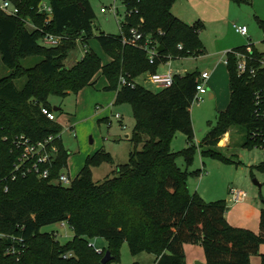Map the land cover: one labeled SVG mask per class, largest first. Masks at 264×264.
<instances>
[{
	"label": "trees",
	"instance_id": "obj_1",
	"mask_svg": "<svg viewBox=\"0 0 264 264\" xmlns=\"http://www.w3.org/2000/svg\"><path fill=\"white\" fill-rule=\"evenodd\" d=\"M8 1L18 11L9 14L0 9V62L9 70L0 78V176H8L7 190H0V264H121L119 246L123 241L132 255L143 251L153 254L154 264H186L185 243L200 244L206 264H250V257L259 254L264 243V202L258 233L234 227L225 218V200L205 202L197 193L191 194L186 185L188 172L176 163L178 156L189 163L197 149L192 142L190 107L200 72L175 75L170 87L157 91L136 82L140 75L158 71L170 56H198L203 51L199 38L203 23L197 20L189 24L176 17L171 11L176 0H121L126 13L130 12L120 21L124 35L129 28L137 27L142 33L140 43L147 40L163 47L149 63L146 49L124 43L121 32L94 33L95 13L89 0ZM44 1L51 8L48 21L47 13L38 11ZM255 18L264 33V21ZM49 34L62 36L60 43L43 44ZM91 38L110 60L102 64L99 55L86 48L78 61L66 66L69 50L77 42L86 46ZM247 47L255 58H264V52L252 43L234 50L244 52ZM32 56L40 60L24 67L21 60ZM225 59L229 101L203 139L206 147L201 150L219 157L214 148L230 130L243 132L244 147L258 146L264 138V72L254 63V75L239 74L236 55L227 52ZM98 72L107 81L104 88L116 91L114 103H131L135 124L128 140L134 147L128 161L103 181L93 180L91 167L113 158L99 149L86 156L70 185L57 184L53 180L66 167L69 153L61 144L60 126L41 108L54 112L49 96L77 93L92 85ZM21 77L25 82L17 88L14 80ZM178 130L187 136V145L172 151L170 141ZM18 135L32 141L58 136V154L48 178L29 173L11 180L17 160L12 139ZM60 221H66L73 231L64 243L53 233L41 231L42 226ZM94 237L108 241L100 253L89 245ZM10 245L20 253L8 254ZM106 250L111 259L102 263ZM259 256L260 264H264V254Z\"/></svg>",
	"mask_w": 264,
	"mask_h": 264
},
{
	"label": "rangeland",
	"instance_id": "obj_2",
	"mask_svg": "<svg viewBox=\"0 0 264 264\" xmlns=\"http://www.w3.org/2000/svg\"><path fill=\"white\" fill-rule=\"evenodd\" d=\"M89 1L95 13L94 33L119 34L118 21H122L126 13L122 1L115 0L117 15L109 8L114 0ZM3 2L4 0H0V4ZM175 6L173 8H176ZM101 7H105L106 11L101 12ZM254 25L259 28L258 24L251 22V26ZM203 29L204 26L199 31L203 51L198 56H173L169 59V65H165V69L170 67L174 72H183L184 70L186 72L196 70L201 72L204 69L212 71L221 54H216L215 37L214 34H211L212 26L209 24L208 30L210 31ZM263 38L264 36L261 34L256 43L261 51H264ZM86 48L97 53L102 64L110 60L97 40L91 38L86 46L77 42L76 46L69 50L65 63L72 65L70 60L80 59ZM39 60V57L32 56L21 60V63L24 67H30ZM162 66L160 65V68ZM8 71V68L0 62V78L8 74ZM97 74L92 85L82 88L77 93L71 92L64 97L51 95L48 98L52 108H59L54 111L57 117L54 122L60 126L61 144L69 153L66 160L67 168H64L63 172H69L72 179L82 167L86 156L99 149H104L110 153L112 161L102 160L98 165L91 167L93 180L103 181L107 176L113 174L118 165L128 161L129 152L134 147L128 140L135 124L131 103L128 101L114 103L116 91L105 89L104 87L107 86L105 77L101 72ZM25 79V77L15 79L16 87L21 88ZM136 82L151 91L158 90L147 80L146 74L136 78ZM205 87L207 92L200 99L195 98L190 107L194 131L192 142L197 146V149L189 163L183 156L176 158L177 165L188 172L187 188L191 194L197 193L205 202L225 199L228 207L232 202L229 200L232 188L246 191L247 200H252L253 197L259 200V186L255 181L264 185V150L258 146L244 147L242 142L245 137L240 129L230 130L220 138L214 148L220 157L201 152L206 147L203 144V139L213 127L218 113L226 108V106L221 108L219 101H224L227 98L225 91L222 95L210 97L209 93L212 90L208 84ZM117 113L121 115L120 120L114 117ZM187 141V136L178 130L170 141V149L178 151L187 145ZM140 148L141 144L138 145V149ZM260 165L262 168H259ZM196 171L199 172L196 173ZM224 194L225 198H223ZM41 231L53 233L56 240L61 243L68 241L73 236V231L66 221L46 224L41 227ZM89 242L95 249L103 250L108 246V241L104 237H94ZM153 256V254L144 251L132 255L126 241H123L119 246V262L121 264H130L134 261L139 264H151Z\"/></svg>",
	"mask_w": 264,
	"mask_h": 264
},
{
	"label": "crops",
	"instance_id": "obj_3",
	"mask_svg": "<svg viewBox=\"0 0 264 264\" xmlns=\"http://www.w3.org/2000/svg\"><path fill=\"white\" fill-rule=\"evenodd\" d=\"M174 5H176L175 7L177 9L173 8ZM171 9L176 17L186 23L192 24L200 20L204 25L205 31H210L208 30L209 24L212 26L213 31L211 34H214L215 37L216 54H221V56L217 59L212 71H208L207 69L202 71L209 72V79L206 84H208L212 90V92L209 93L210 97L222 95L223 91H225L227 98L224 101H219V106L224 108L229 101L225 53L236 47L248 45V43H252L253 46L259 50L256 43L260 35L263 34L264 36V33L260 27L258 28L255 25L252 27L251 22L257 24L256 16L264 21V0H249V2L242 4H236L229 0H176ZM234 24L245 25L247 27V35L237 33L233 27ZM76 61L70 60V63L73 65ZM65 65L71 66L66 63ZM161 65L163 66L161 68L159 66L158 71H164L165 64ZM97 75L98 74H96L94 79H96ZM56 119L57 117L55 114V120ZM67 173L69 174V172ZM255 183L259 186V200L256 197H253L254 199L252 200H247L246 191L235 188L244 191L246 196L238 201H234L232 197L229 199L232 202L229 204V207L227 206L225 218L227 222L234 227L246 228L258 233L260 209L264 202V185L256 181ZM223 198H225V194ZM184 252L186 264H195L196 261L206 264L203 247L200 244L185 243ZM260 253L264 254V243L259 247V254ZM259 254L250 257V264H260ZM154 260L155 256L151 259V264H154Z\"/></svg>",
	"mask_w": 264,
	"mask_h": 264
},
{
	"label": "built area",
	"instance_id": "obj_4",
	"mask_svg": "<svg viewBox=\"0 0 264 264\" xmlns=\"http://www.w3.org/2000/svg\"><path fill=\"white\" fill-rule=\"evenodd\" d=\"M8 0H4L2 4H0V9L3 11L9 13V14H16L17 8L13 6ZM109 8L113 11L115 15L118 14L117 6L115 5V0L113 4L109 6ZM39 12H45L48 15L47 21L51 17V8L47 2H42L38 9ZM101 12H105L106 8L101 7ZM130 12L125 13L126 15H129ZM27 25L30 28H34V25L28 21H26ZM120 32L123 34V42L131 43V44H139L140 47L146 49L149 57V63L154 62V58L159 53L157 50L158 46L153 44L151 41L145 40L143 43H140V39L142 38V33L139 31L137 27H131L128 29V35H124L123 26L118 21ZM235 31L241 35H247V27L245 25H233ZM62 39V36H54V35H46L42 43L48 46H55L60 43ZM250 44V43H248ZM179 49H181V46H178ZM228 52H233L237 57V71L239 74L249 73L251 75H254L256 68L253 66L254 63H257L259 65V68L262 69L264 72V58L257 59L254 56L251 55L252 50L250 47H247L246 51L240 52L235 51L234 49L229 50ZM227 53V52H226ZM225 53V54H226ZM172 58L171 56L169 59ZM169 59L164 62L163 64L169 65L170 61ZM226 63V59H225ZM187 73L185 70L183 72L177 71L174 72L169 67L165 69L164 71H156L153 73H147V80L157 89L167 88L170 87L174 82V76L175 75H183ZM209 79V72L202 71L199 73L198 83L196 85V95L194 99H200L202 95H204L206 91V83ZM121 83H125L124 79H121ZM130 85H133L132 83H129ZM198 96V97H197ZM260 94L256 95V105H258V110L262 109L260 103ZM41 112L46 115L47 118L50 120H55V113L52 111H49L46 107L41 108ZM263 116H264V109H263ZM116 119L121 118L120 114L114 115ZM58 136L54 135H48L47 137L32 141L30 138L26 137L25 135H18L15 136L12 139V143L14 146L15 151H17V160L13 164V170L11 172L10 178L11 180L15 179L17 176H26L29 173L36 174L39 178H48L51 173L52 165L56 159V156L58 154V145L55 142V139ZM258 147L262 148L264 150V138L260 143L258 144ZM8 176H0V190L4 189L7 190V178ZM57 184L62 185H70L72 182V178L68 173L63 172V170L59 173L58 177H56L53 180ZM231 197L234 201H238L243 199L246 196V193L242 190H237L235 188H232L230 190ZM2 236V235H1ZM18 241H22V238H18ZM89 245L93 247V245ZM95 249V248H94ZM98 253L101 252L100 249H95ZM6 252L8 254H16L18 255L20 253L17 248H15L13 245H10L7 247ZM65 257V256H64Z\"/></svg>",
	"mask_w": 264,
	"mask_h": 264
},
{
	"label": "water",
	"instance_id": "obj_5",
	"mask_svg": "<svg viewBox=\"0 0 264 264\" xmlns=\"http://www.w3.org/2000/svg\"><path fill=\"white\" fill-rule=\"evenodd\" d=\"M157 50L160 52L163 50V47L162 46H158ZM58 108L54 107L53 110H57ZM111 259V254H110V251L109 250H106L103 257L101 258V262L102 263H106L108 262L109 260ZM195 264H203L199 261H196Z\"/></svg>",
	"mask_w": 264,
	"mask_h": 264
}]
</instances>
